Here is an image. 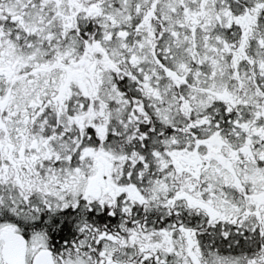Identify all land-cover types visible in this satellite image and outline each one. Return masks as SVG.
I'll return each instance as SVG.
<instances>
[{
	"label": "snow or ice",
	"instance_id": "1",
	"mask_svg": "<svg viewBox=\"0 0 264 264\" xmlns=\"http://www.w3.org/2000/svg\"><path fill=\"white\" fill-rule=\"evenodd\" d=\"M0 264H264V0H0Z\"/></svg>",
	"mask_w": 264,
	"mask_h": 264
}]
</instances>
